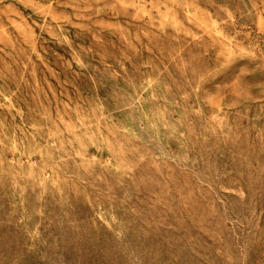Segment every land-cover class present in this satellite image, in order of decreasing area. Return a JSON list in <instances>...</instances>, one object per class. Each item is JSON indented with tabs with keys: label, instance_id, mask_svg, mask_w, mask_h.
I'll use <instances>...</instances> for the list:
<instances>
[{
	"label": "rangeland",
	"instance_id": "374dc122",
	"mask_svg": "<svg viewBox=\"0 0 264 264\" xmlns=\"http://www.w3.org/2000/svg\"><path fill=\"white\" fill-rule=\"evenodd\" d=\"M0 264H264V0H0Z\"/></svg>",
	"mask_w": 264,
	"mask_h": 264
}]
</instances>
